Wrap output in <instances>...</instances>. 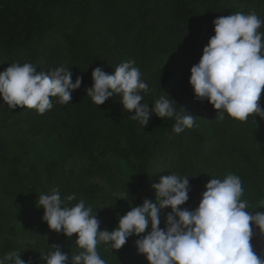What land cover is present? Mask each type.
<instances>
[{"label":"trees","instance_id":"trees-1","mask_svg":"<svg viewBox=\"0 0 264 264\" xmlns=\"http://www.w3.org/2000/svg\"><path fill=\"white\" fill-rule=\"evenodd\" d=\"M237 12H255L264 21V0H0V72L11 63L30 62L36 71L47 74L63 66L73 82L82 78L69 103L51 97L53 107L44 114L21 106L6 109L9 119L67 150L71 164L64 168L62 159L56 164L72 183L66 191L75 196L69 207L80 195L96 201L93 214L101 229L111 231L117 224L113 210L154 199L152 185L172 173L190 176V210L210 178L230 173L241 179V199L248 205L264 200V120L250 116L241 122L227 113L220 120L207 99L194 98L189 84L191 66L214 35L213 21ZM258 31L264 33V24ZM129 60L151 89L142 93V102L152 107L166 94L195 117L192 128L176 134L174 119L154 113L141 126L131 119L133 112L123 108L119 94L98 106L86 95L95 67L111 74ZM260 105L264 108V89ZM103 188L123 191L124 196L101 193ZM169 209L160 211L162 229ZM32 225L33 240L22 259L46 264L40 253H51L55 244ZM137 238L130 236L115 256L114 249L98 253L106 264H148L136 250ZM75 239L74 233L69 242L77 245ZM74 247L61 250L71 257L78 253Z\"/></svg>","mask_w":264,"mask_h":264},{"label":"clouds","instance_id":"clouds-1","mask_svg":"<svg viewBox=\"0 0 264 264\" xmlns=\"http://www.w3.org/2000/svg\"><path fill=\"white\" fill-rule=\"evenodd\" d=\"M262 24L264 21L255 12L216 18L214 35L203 47L198 63L190 68L189 84L194 98L207 99L220 120L225 113L241 122L250 116L264 120L260 105L264 89V33L258 31ZM91 78L93 83L85 91L97 106L119 94L123 108L133 112L131 119L141 126L149 123L153 113L159 118L174 119L176 134L195 124V117L166 94L156 99L152 107L142 102V93L151 89L141 79L134 61L121 62L111 74L97 66ZM81 83L79 76L73 82L69 68L63 66L49 69L46 74L37 72L36 65L30 62L11 63L0 72V98L9 109L21 106L44 114L53 107L51 97L67 104ZM189 177L175 173L159 176L152 185L155 198H145L140 205L132 206L111 231L100 228L96 212L93 214L83 199L69 207L74 195L62 199L57 188L42 193L36 201V206L43 208L42 220L49 229L66 237L75 233L81 251L69 257L59 245H52L54 251L40 253V259L46 264H106L97 251L99 244L119 250L130 236L136 235V250L148 264H264V253L254 251L251 243L257 234L254 228L264 238V211L248 210V202L241 199L244 189L239 176L230 173L223 179L210 178L193 210L180 207L189 199ZM260 207L264 208V202ZM164 208L170 211L162 229L160 211ZM22 251L8 252L0 257V264H31L30 260L21 259Z\"/></svg>","mask_w":264,"mask_h":264},{"label":"rangeland","instance_id":"rangeland-1","mask_svg":"<svg viewBox=\"0 0 264 264\" xmlns=\"http://www.w3.org/2000/svg\"><path fill=\"white\" fill-rule=\"evenodd\" d=\"M7 108L6 102L0 98V257L13 250H23L22 259L23 252L30 249L33 240L32 224L37 225L40 234L47 241L62 248L71 246L76 249V246L78 252L81 251L77 245L69 242L72 237L49 229L47 223L42 220L43 208L36 206L40 195L50 193L53 188L59 190L62 199L68 195L66 191L72 183L67 177V171L56 164L60 159L63 160L64 168L71 164L67 150L60 148L53 141H48L46 135L34 133L27 125L9 119ZM106 192H111L115 197L124 196L123 191L115 189L113 191L103 188L101 191ZM81 199L85 201L86 206L92 207L96 202L80 195L74 203ZM188 202L191 203L192 199L180 207L189 209ZM261 202L250 204L248 210L253 213L264 211V208L260 207ZM197 206H192L191 210ZM129 210L119 208L113 210L111 216L117 222L118 218ZM169 211L170 209L166 214ZM165 222L166 215L162 223ZM254 232L257 234L251 241L253 249L258 254L264 253V238L260 237L258 229L254 228ZM106 248L108 249L106 245L99 244L97 251L102 252ZM117 252L118 250H114V256Z\"/></svg>","mask_w":264,"mask_h":264}]
</instances>
